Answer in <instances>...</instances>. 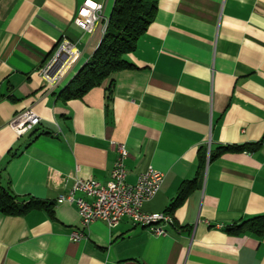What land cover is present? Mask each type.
<instances>
[{"label":"crops","instance_id":"obj_1","mask_svg":"<svg viewBox=\"0 0 264 264\" xmlns=\"http://www.w3.org/2000/svg\"><path fill=\"white\" fill-rule=\"evenodd\" d=\"M86 0H0V185L50 210L0 212V264H264V234H229L233 222L264 215V0H158L154 22L117 72L81 99L59 93L99 47L103 23H74ZM68 40L79 57L58 85L41 70ZM31 107L40 125L22 137L12 118ZM124 144L127 182L152 168L164 174L143 205L168 213L182 183L198 186L172 212L167 235L123 219L82 231L75 204L58 203L74 181H110ZM258 144L209 162L222 146ZM77 197H83L77 194ZM170 214V213H169Z\"/></svg>","mask_w":264,"mask_h":264},{"label":"built area","instance_id":"obj_2","mask_svg":"<svg viewBox=\"0 0 264 264\" xmlns=\"http://www.w3.org/2000/svg\"><path fill=\"white\" fill-rule=\"evenodd\" d=\"M104 5L93 0H86L79 8L74 23L87 33H92L98 23H103ZM79 57V52L68 40L58 46L53 58L41 70V78L58 85L70 71ZM41 123L40 116L31 108L16 114L9 123L10 128L22 137L33 132ZM118 152L117 161L112 169L110 181L102 184L94 179L77 178L70 192L58 198V203L69 202L76 205L80 215L82 231H72V241L78 242L85 237L83 232L92 223L105 222L110 228L117 227L123 219H128L134 226L144 228V222H152L150 230L156 236H165V226L173 225L169 213H149L143 205L152 200L160 191L164 174L149 168L139 175L134 184L127 182L125 160L128 150L124 144L112 143ZM83 197H77V194Z\"/></svg>","mask_w":264,"mask_h":264},{"label":"trees","instance_id":"obj_3","mask_svg":"<svg viewBox=\"0 0 264 264\" xmlns=\"http://www.w3.org/2000/svg\"><path fill=\"white\" fill-rule=\"evenodd\" d=\"M157 2L158 0H115L99 47L92 58L63 88L58 98L64 102L81 99L117 72L133 69L134 65L128 62L125 56L135 51L138 41L154 22L157 13ZM258 147V144L222 146L215 152H210L209 162L225 153L252 152ZM206 161L207 153H200V168L197 177L194 180L182 183L168 213L172 214L174 210L180 207L188 195L198 186ZM41 209L50 210L51 205L37 198L21 200L9 188L0 185L1 213L10 216H25L31 211ZM225 230L233 235L250 232L260 237L264 234V215L233 222L225 227Z\"/></svg>","mask_w":264,"mask_h":264},{"label":"bare ground","instance_id":"obj_4","mask_svg":"<svg viewBox=\"0 0 264 264\" xmlns=\"http://www.w3.org/2000/svg\"><path fill=\"white\" fill-rule=\"evenodd\" d=\"M106 27V26H105ZM144 228L152 229V222H144Z\"/></svg>","mask_w":264,"mask_h":264}]
</instances>
